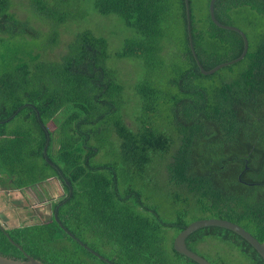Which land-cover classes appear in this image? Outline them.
<instances>
[{
  "label": "trees",
  "instance_id": "obj_1",
  "mask_svg": "<svg viewBox=\"0 0 264 264\" xmlns=\"http://www.w3.org/2000/svg\"><path fill=\"white\" fill-rule=\"evenodd\" d=\"M87 1L20 0L29 17L19 19L13 1L0 0V176L13 190L56 177L64 192L48 220L0 229V255L25 260L26 253L46 264H197L173 241L211 218L264 242V0L215 1L217 21L240 29L248 45L242 60L212 75L200 66L237 59L244 42L211 21L210 0H187L190 36L185 0H92L95 12L136 32L115 54L141 63L142 76L128 88L109 66L107 40L82 22ZM62 26L72 38L51 58L46 49ZM130 99L131 117L123 110ZM9 119L21 124L6 132ZM185 242L207 261L204 245L226 247L220 255L231 259L212 264H264L225 228L199 229Z\"/></svg>",
  "mask_w": 264,
  "mask_h": 264
},
{
  "label": "rangeland",
  "instance_id": "obj_2",
  "mask_svg": "<svg viewBox=\"0 0 264 264\" xmlns=\"http://www.w3.org/2000/svg\"><path fill=\"white\" fill-rule=\"evenodd\" d=\"M12 1L13 6L11 8V12L15 14L17 18L25 19L26 17H29L26 16V14L20 9V4L18 3L20 0ZM91 1L92 0L87 1V8L90 14L89 16L85 17L82 22L86 24V29L92 31L96 36L104 37L107 40L108 53L109 55L114 57V59H110L109 66L117 72L120 82L128 88L134 82L138 81V79H140V77L142 76L141 63L136 59H116L115 54L122 49L125 40L132 39L136 36V32L133 28L127 27L124 24L123 20L116 15L104 16L95 12L91 5ZM38 22L39 21H36V24L35 22H33L32 24L35 29H37L38 27L41 33L47 31V27L43 24H38ZM68 33L70 34V31L67 32L62 26L58 30L57 43L51 47V50L46 49V55L51 56V58H58L59 56L64 54V49L67 43L72 38V35H69ZM2 50L3 47L0 44V54L2 53ZM1 69L2 67L0 64V70ZM125 95H127V93H125ZM135 109L136 99L134 100V102L132 101V99L127 100L123 108L124 114L131 117ZM59 115L60 114H58V117ZM53 122L54 121L49 122L48 126L50 129H54L52 128V126L55 127ZM128 122H130V120H128ZM8 123L9 124L6 126V132L12 131L18 124H21V122L19 123L16 120ZM24 178H22V180H24ZM45 182L48 183V185L44 183L41 184L42 186L36 185L23 190L24 194L27 197L26 201L24 198H13V196L11 195V190L8 188V186L11 184V181L6 174H2L0 176V196H3L5 200H7L8 198H12L10 199L11 202H9V200L7 201V204L9 203L7 209L2 211L3 213H0V224L6 230L18 226L39 224L43 222L44 219L48 220L51 215L50 210L51 206L53 205L52 201L56 202L60 197L64 196V192L56 177H51V179ZM221 247L222 246L219 247V250L217 252L215 244H206L204 245L201 254L204 255L205 258L210 260L211 263H216L218 260L228 262L231 259V256L228 255L225 257H221L220 251L223 249H227L226 247Z\"/></svg>",
  "mask_w": 264,
  "mask_h": 264
},
{
  "label": "water",
  "instance_id": "obj_3",
  "mask_svg": "<svg viewBox=\"0 0 264 264\" xmlns=\"http://www.w3.org/2000/svg\"><path fill=\"white\" fill-rule=\"evenodd\" d=\"M215 1L216 0H210V2H209L208 10H209V16H210L211 21L216 26H218L220 28H224L227 30H233V31L238 32L243 37L244 49H243L242 54L237 59H235L229 63H224L221 65H218L209 71H205L199 64L200 71L203 75H212L215 72H217L220 68H222L226 65H230V64L239 62L240 60L243 59V57L245 56V54L247 52V45L248 44H247V39H246L244 33L236 27L221 25L217 21V19L215 18V15H214ZM185 2H186V8H187V21H188V27L187 28H188V34L190 36L189 10H188L187 0H185ZM7 122H9V120H7ZM54 216H55V219L58 220L57 219V211L55 212ZM206 227H221V228H225L227 230L232 231L233 233H235V234L239 235L241 238H243L246 242H248L256 250V252L260 255V257L264 260V242H259L254 236H252L248 231H246L244 228H242L238 224H235V223L227 221V220L215 219V218L202 219V220H198V221H195V222H192L191 224H189L174 239L173 249L178 254H181V255L191 259L192 261L196 262L197 264H212L209 261H207L206 259H204L203 257L199 256L195 252L188 249L186 242H185L187 237L190 234H192L193 232H195L199 229L206 228ZM0 229L2 231H5V228L1 224H0ZM6 236L9 238L10 242L14 246L18 247L16 245V243H14L7 234H6ZM18 248L20 250H22L20 247H18ZM23 254H24L25 260L15 259L12 257H5V256L0 255V264H46V263L41 262L40 260L33 258L32 256H30L26 253H23Z\"/></svg>",
  "mask_w": 264,
  "mask_h": 264
},
{
  "label": "crops",
  "instance_id": "obj_4",
  "mask_svg": "<svg viewBox=\"0 0 264 264\" xmlns=\"http://www.w3.org/2000/svg\"><path fill=\"white\" fill-rule=\"evenodd\" d=\"M10 121V119H9ZM7 122V120H6ZM1 184V183H0ZM9 188V187H8ZM11 190V195L13 196V198H21V199H25L27 201V197L26 195L24 194L23 190H26L27 188L25 189H21V190H13L11 188H9ZM12 198H8L7 200H5V198H3V196H0V213H3L2 211H4L5 209H7V207L9 206V203L7 204V201L9 200V202H11ZM53 200V199H52ZM53 202V201H52ZM51 206V205H50ZM50 209V207H49ZM2 216V215H1Z\"/></svg>",
  "mask_w": 264,
  "mask_h": 264
},
{
  "label": "clouds",
  "instance_id": "obj_5",
  "mask_svg": "<svg viewBox=\"0 0 264 264\" xmlns=\"http://www.w3.org/2000/svg\"><path fill=\"white\" fill-rule=\"evenodd\" d=\"M51 211V210H50Z\"/></svg>",
  "mask_w": 264,
  "mask_h": 264
}]
</instances>
